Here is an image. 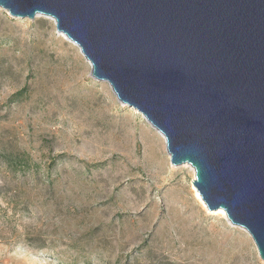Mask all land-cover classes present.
<instances>
[{
    "label": "rangeland",
    "instance_id": "rangeland-1",
    "mask_svg": "<svg viewBox=\"0 0 264 264\" xmlns=\"http://www.w3.org/2000/svg\"><path fill=\"white\" fill-rule=\"evenodd\" d=\"M194 178L52 19L0 8V264H264Z\"/></svg>",
    "mask_w": 264,
    "mask_h": 264
},
{
    "label": "water",
    "instance_id": "water-1",
    "mask_svg": "<svg viewBox=\"0 0 264 264\" xmlns=\"http://www.w3.org/2000/svg\"><path fill=\"white\" fill-rule=\"evenodd\" d=\"M53 20L264 261V0H0Z\"/></svg>",
    "mask_w": 264,
    "mask_h": 264
},
{
    "label": "bare ground",
    "instance_id": "bare-ground-1",
    "mask_svg": "<svg viewBox=\"0 0 264 264\" xmlns=\"http://www.w3.org/2000/svg\"><path fill=\"white\" fill-rule=\"evenodd\" d=\"M60 34H61V33H60ZM61 35H62V37H63L64 39H67V38L65 37V35H63V34H61ZM69 41H70V40H69ZM194 192H195V197H196V199H197L201 204L204 205V203H203V201L201 200V198H200L199 194L197 193V191L194 190ZM215 212L220 213V214H222L223 216H225V213H224V211H223L222 209H218V210H216Z\"/></svg>",
    "mask_w": 264,
    "mask_h": 264
},
{
    "label": "trees",
    "instance_id": "trees-1",
    "mask_svg": "<svg viewBox=\"0 0 264 264\" xmlns=\"http://www.w3.org/2000/svg\"><path fill=\"white\" fill-rule=\"evenodd\" d=\"M21 94H22V90L19 91V92H17L15 96H19V95H21Z\"/></svg>",
    "mask_w": 264,
    "mask_h": 264
}]
</instances>
